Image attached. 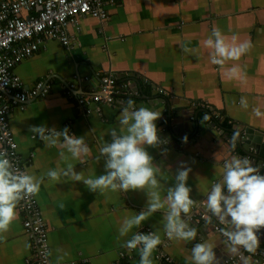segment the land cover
<instances>
[{
  "label": "crops",
  "instance_id": "1",
  "mask_svg": "<svg viewBox=\"0 0 264 264\" xmlns=\"http://www.w3.org/2000/svg\"><path fill=\"white\" fill-rule=\"evenodd\" d=\"M108 8L106 20L87 16L71 21L69 30L74 43L70 47L48 41L17 64L15 70L27 87L41 80L52 82L47 97L30 99L25 110H12L9 121L19 154L29 174L38 178L67 163L82 173L83 179L102 175L104 159H96L99 148L111 141L109 132L119 128L122 106L131 99L137 107L146 106L161 114L156 124L161 140L167 143L146 147L153 163L160 167L162 198L169 187L175 186L176 172L184 163L191 168L187 183L195 202L189 216L197 214L199 222L202 216L197 206L201 207L212 185L222 179L225 160L239 155L251 158L254 167L262 164H256L257 159L245 154L237 144L231 153L228 144L236 128L251 126L264 132V116L257 117L253 112L256 107L264 112V0H123ZM214 28L229 42L233 35L239 42L251 41V49L239 60L226 61L223 66L212 64L210 53L214 50L203 42ZM233 65L242 70L238 79L229 78L227 69ZM107 71H114L119 82L136 77L133 81L139 85L141 96L127 97L101 113L86 116L76 101L63 95L62 82L75 84L78 94L100 89ZM156 87H163L168 94L159 93ZM241 97L247 98L248 109L240 107ZM188 98L206 101L210 112L197 113L186 102ZM173 99L177 102L171 103ZM224 122L227 123L223 125ZM40 125L58 131L68 127L72 134L84 136L90 153L82 160H61L63 148L47 147L38 136L33 138L30 128ZM222 125L231 129L228 138L220 136ZM179 144L182 148L176 147ZM36 197L49 228L48 242L55 264H112L122 253L133 257H128L126 264H140L139 250L129 251L122 245L143 226L161 237V244L152 254L153 264H191V249L205 242L214 246L218 264L222 253L231 257L224 251L226 243L222 244L220 235L212 231L214 228L203 233L204 229L195 226L189 216L187 222L197 228V239H169L163 229L166 207L139 228H133L128 236H119L122 221L147 207L146 189L100 193L92 192L82 181L63 176L50 181L45 177ZM202 213L201 210L199 214ZM257 235L260 246L255 255L262 259L264 228ZM247 254L241 249L235 264H264L262 260L251 261ZM31 255L24 214L18 205L17 219L0 239V264H27ZM86 258L89 262H85Z\"/></svg>",
  "mask_w": 264,
  "mask_h": 264
},
{
  "label": "clouds",
  "instance_id": "2",
  "mask_svg": "<svg viewBox=\"0 0 264 264\" xmlns=\"http://www.w3.org/2000/svg\"><path fill=\"white\" fill-rule=\"evenodd\" d=\"M203 43L208 49L214 50L210 53V62L221 66L226 61L239 60L252 47L251 41L239 42L236 35L229 42L228 37L215 28ZM241 71L238 65L227 69L232 79H238ZM239 103L241 108L248 109L246 97H241ZM253 112L257 117L264 116L259 107L254 108ZM160 115L149 107H137L133 100H128L122 106L119 128L112 129L109 132L111 141L102 143L99 148L96 159H104L105 173L95 178L83 179L82 173H78L71 163L63 168L57 166L49 169L38 178L15 166L8 151L0 149V239L17 219L19 203L37 195L45 177L56 181L63 176L72 181H82L92 192L147 190V207L122 221L118 229L121 237L128 236L133 228H139L149 217L166 207L163 229L167 237L195 241L197 228L187 222L195 203L191 196L192 189L187 183L191 168L181 163L175 175V186L169 187L162 198L158 179L160 167L153 163V157L147 151L146 146L156 147L167 143L158 135L156 121ZM30 132L33 138L38 136L47 147L63 148L65 151L59 155L65 162L69 158L82 160L91 151L84 136L72 134L68 127L58 131L46 125L32 126ZM206 202L208 212L220 224L229 226V230L223 232L229 255H241V249L254 254L260 246L257 232L264 228V175L260 174L259 168L254 167L249 158L239 155L225 160L222 179L212 185ZM161 242L157 231L147 234L135 232L122 246L129 251L138 249L140 264H153L152 254ZM63 258L60 257L61 260ZM189 259L191 264H218L214 246L207 242L196 243Z\"/></svg>",
  "mask_w": 264,
  "mask_h": 264
},
{
  "label": "built area",
  "instance_id": "3",
  "mask_svg": "<svg viewBox=\"0 0 264 264\" xmlns=\"http://www.w3.org/2000/svg\"><path fill=\"white\" fill-rule=\"evenodd\" d=\"M122 2L123 0H0V140L2 149L8 151L13 164L21 170H27V167L19 154L9 117L14 108L25 110L30 99L47 97L51 92L52 82L41 80L33 87H27L15 70L17 64L46 46L48 41H57L64 47H70L74 43L69 30L71 21L87 16L106 20L109 17L108 7ZM133 78L136 80V77ZM118 80L114 71H107L98 90L78 94L75 84L64 82L61 83V88L65 97L77 102L84 115L91 116L103 112L107 106L125 101L127 97L141 96L139 85L132 79ZM149 82V79H144L145 84ZM156 88L159 93L168 94L163 87ZM186 100L195 110H210V104L204 100ZM214 125L219 126L217 123ZM158 135L161 136L160 130ZM258 168L262 175L264 164ZM206 203L205 199L201 207L197 206L198 215L204 216V213H199ZM19 207L24 214V227L32 249L27 264H55L48 242L49 228L36 195L22 200ZM195 215L197 214L190 215L189 220L196 219ZM139 232L147 234L152 231L148 226H143ZM162 256L168 259L167 253L163 252ZM128 257L133 259L122 253L112 264H126ZM247 257L251 261H264V257L259 259L255 253H248ZM238 259L239 256L231 258L226 264H235ZM89 260L86 258L85 262Z\"/></svg>",
  "mask_w": 264,
  "mask_h": 264
},
{
  "label": "water",
  "instance_id": "4",
  "mask_svg": "<svg viewBox=\"0 0 264 264\" xmlns=\"http://www.w3.org/2000/svg\"><path fill=\"white\" fill-rule=\"evenodd\" d=\"M175 99H173L170 102L171 103L177 102V100H175ZM186 102H187V100H186ZM193 110H195V109L193 108ZM197 113H199V110ZM219 127L220 126H218V128H216V129L220 130ZM221 128H223V129L221 130L220 136L224 134V137L228 138V136H230V134H231L230 133L231 129L226 130V128L223 125L221 126ZM170 137H171V141H172L173 140L172 131L170 132L169 138ZM232 137H233L232 141L229 142V144H228L229 150L231 151V153L233 151V148L237 144V147H239L245 154L249 155L250 157L251 156L255 157L257 159L256 164H259V163L264 164V132L263 131L257 130L251 126H248V127L245 126V127H242V129L236 128ZM176 147L182 148L181 144L176 145ZM252 150H255V152L253 153ZM249 159H251V158H249ZM201 210L204 213V216H202L200 218L199 222L196 219H194V220H192V223H194V225L197 226L198 228L200 227V228L204 229L203 233H207V231L214 228L212 231L213 232L216 231L217 234L220 235V237L222 238V240H221L222 244L225 243L226 237H224V235L221 236V234H223V232L226 230L225 228L229 229V226L220 224L218 222V220H216V218L214 216H212V214L210 212H208L206 206H203ZM224 249H225L224 251H226V252L228 251L227 248H224ZM243 255L244 254L242 253V257H243ZM221 256H222L221 257L222 259H220L219 263L224 264L225 261L233 258L232 256L235 257L236 255H229V253H228V256H231V257L226 258V255L224 256V253H222ZM217 258H218V256H217Z\"/></svg>",
  "mask_w": 264,
  "mask_h": 264
},
{
  "label": "trees",
  "instance_id": "5",
  "mask_svg": "<svg viewBox=\"0 0 264 264\" xmlns=\"http://www.w3.org/2000/svg\"><path fill=\"white\" fill-rule=\"evenodd\" d=\"M205 111L210 112V110H205ZM215 120H217V119L215 118ZM225 123H227V122H224L223 125H224ZM225 126H227V125H225ZM227 127H228V126H227ZM225 264H226V263H225Z\"/></svg>",
  "mask_w": 264,
  "mask_h": 264
},
{
  "label": "bare ground",
  "instance_id": "6",
  "mask_svg": "<svg viewBox=\"0 0 264 264\" xmlns=\"http://www.w3.org/2000/svg\"><path fill=\"white\" fill-rule=\"evenodd\" d=\"M226 130H228V128H226Z\"/></svg>",
  "mask_w": 264,
  "mask_h": 264
}]
</instances>
